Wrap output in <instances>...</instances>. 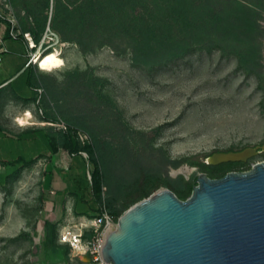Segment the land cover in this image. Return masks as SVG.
I'll return each instance as SVG.
<instances>
[{"label":"rangeland","instance_id":"rangeland-1","mask_svg":"<svg viewBox=\"0 0 264 264\" xmlns=\"http://www.w3.org/2000/svg\"><path fill=\"white\" fill-rule=\"evenodd\" d=\"M10 1L21 28H29L30 16L38 24L44 0ZM242 2L257 13L253 30L228 39L204 34L197 45L149 64L134 59L122 35L102 34L98 44L85 50L61 37L64 43L57 48L64 65L53 71L36 66L44 88V115L86 132L90 142V133L80 124L106 140L115 152L110 165L128 190L135 187L137 167L162 172L166 179L159 189L168 187V178L184 176L174 170L185 164L195 166L186 179L206 172L199 165L174 166L173 161H204L213 151L262 145L264 9L251 0ZM55 3L47 13L53 14ZM32 7L38 11L29 12ZM81 155L87 158L86 152ZM263 160L264 151L240 166L246 169ZM46 163L42 159L38 167L31 165L0 185V264L62 260L60 253L47 258L36 247L38 195L43 185L48 190ZM68 256L66 264H94L71 248Z\"/></svg>","mask_w":264,"mask_h":264},{"label":"trees","instance_id":"trees-1","mask_svg":"<svg viewBox=\"0 0 264 264\" xmlns=\"http://www.w3.org/2000/svg\"><path fill=\"white\" fill-rule=\"evenodd\" d=\"M251 3L264 9V0H251ZM50 5L51 0H44L39 7L38 24L30 19L29 28L22 29L31 30L38 39L45 29ZM37 11L35 7L29 8V12ZM256 15V11L242 0H56L51 25L61 37L76 41L84 50L98 44L96 40L102 34L125 36L130 42L134 59L149 64L197 45L204 34L222 39H228L230 35L239 37L250 28L253 30ZM80 125L90 133L91 142L82 144L70 131H59L55 137L57 147H54L74 160V164L72 161L66 172L60 174L72 184L71 193L75 195L76 203L79 200L96 213L106 207L118 219L129 206L152 194L166 179L156 169L137 167L134 172L135 187L126 189V182L116 178L110 165L115 154L112 146L98 138L87 126ZM82 150L87 153V158L81 155ZM16 162H22L20 167L29 163L21 159ZM182 162L199 165L210 177L250 168L240 166L247 161L213 164L187 157L173 161V165L179 166ZM196 177L186 179L181 175L177 180L168 178L165 183L180 198L185 199L197 183ZM40 199H43V193ZM51 216L50 212L43 210L42 225L34 224V229L38 228L42 233L36 236L39 240L36 247L47 258L50 253H62L67 260L70 247L58 242L59 220L52 221L49 219Z\"/></svg>","mask_w":264,"mask_h":264},{"label":"water","instance_id":"water-1","mask_svg":"<svg viewBox=\"0 0 264 264\" xmlns=\"http://www.w3.org/2000/svg\"><path fill=\"white\" fill-rule=\"evenodd\" d=\"M261 148L264 144L213 151L204 161H246ZM212 156L215 161H208ZM196 182L185 199L163 187L129 206L107 236L105 259L112 264H264V160L220 177L200 172Z\"/></svg>","mask_w":264,"mask_h":264},{"label":"crops","instance_id":"crops-1","mask_svg":"<svg viewBox=\"0 0 264 264\" xmlns=\"http://www.w3.org/2000/svg\"><path fill=\"white\" fill-rule=\"evenodd\" d=\"M5 42L7 49L0 61V165L3 166L0 169V185L7 184L11 178L31 165L38 167L40 160L46 159L48 190L44 185L40 189L36 205L38 219L35 223L37 226L42 225L44 210L52 214L50 220H59V229L62 224L76 217L96 212L79 200L76 203V197L71 193L72 184L70 181L66 182L60 174L66 172L72 161L74 164V160L64 156L61 149H54L57 147V132L68 130L48 123V120L54 118L45 116L38 110L33 87L41 85L38 76L40 71L32 64L27 65L26 42L9 36ZM27 112H31V115ZM19 116L26 117L28 123L21 124L17 119ZM17 159L27 160L29 163L20 167L22 162H16ZM86 210L87 213L82 212ZM34 230L38 234L36 236H41L40 229ZM60 255L59 260H62L58 264H66L64 255Z\"/></svg>","mask_w":264,"mask_h":264},{"label":"built area","instance_id":"built-area-1","mask_svg":"<svg viewBox=\"0 0 264 264\" xmlns=\"http://www.w3.org/2000/svg\"><path fill=\"white\" fill-rule=\"evenodd\" d=\"M52 10L48 13V20L45 29L37 39L35 33L31 30H23L20 23L13 13L10 0H0V61L2 54L6 51V38L13 37L23 39L28 48L27 65L39 66L37 57L42 55L50 48L62 45L64 41L60 34L52 27ZM30 19H32L30 17ZM35 102L40 113H44L46 108L42 104L44 97V88L42 85L33 87ZM48 123L55 125L60 129L70 131L82 144L90 142L89 135L80 130L71 127L68 123L48 120ZM81 153H85L81 151ZM105 188V187H104ZM117 219L105 207L101 212L93 216L81 215L62 224L58 229V242L67 244L69 247L81 254H85L94 264H112L105 259L103 247L105 246L108 234L115 228Z\"/></svg>","mask_w":264,"mask_h":264},{"label":"bare ground","instance_id":"bare-ground-1","mask_svg":"<svg viewBox=\"0 0 264 264\" xmlns=\"http://www.w3.org/2000/svg\"><path fill=\"white\" fill-rule=\"evenodd\" d=\"M58 46L54 47V48H50L47 51H45L44 53H42V55H40L39 57H37V62L39 61V68L43 69V70H47V71H53L57 68H60L64 65L65 60L63 58V56L61 55V52L58 50L57 48ZM28 115H31V112H27ZM18 121L21 124H25L28 123V119L26 117L23 116H19ZM208 161L214 162L215 158L212 156L208 159ZM195 166H190L188 164H185L183 166H180L179 168L174 170V174H178V173H183L184 174H188L191 173L195 168Z\"/></svg>","mask_w":264,"mask_h":264},{"label":"flooded vegetation","instance_id":"flooded-vegetation-1","mask_svg":"<svg viewBox=\"0 0 264 264\" xmlns=\"http://www.w3.org/2000/svg\"><path fill=\"white\" fill-rule=\"evenodd\" d=\"M263 144H264V143H263ZM263 144H262V145H263ZM262 151H264V148H261V149H260V152H262Z\"/></svg>","mask_w":264,"mask_h":264}]
</instances>
